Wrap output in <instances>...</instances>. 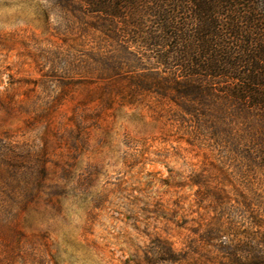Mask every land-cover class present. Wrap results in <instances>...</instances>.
Segmentation results:
<instances>
[{
  "label": "rangeland",
  "instance_id": "obj_1",
  "mask_svg": "<svg viewBox=\"0 0 264 264\" xmlns=\"http://www.w3.org/2000/svg\"><path fill=\"white\" fill-rule=\"evenodd\" d=\"M99 16L0 0V264H229L213 244L264 240V172L138 92L158 65Z\"/></svg>",
  "mask_w": 264,
  "mask_h": 264
},
{
  "label": "trees",
  "instance_id": "obj_2",
  "mask_svg": "<svg viewBox=\"0 0 264 264\" xmlns=\"http://www.w3.org/2000/svg\"><path fill=\"white\" fill-rule=\"evenodd\" d=\"M82 2L101 15L90 28L110 39L122 31L158 65L135 81L138 92L168 102L183 123L264 172V0ZM211 196L223 206V192ZM249 200L239 203L248 213L254 205ZM220 233L217 228L203 241L214 243ZM252 236L241 247L213 244V253L224 254L229 264H264V240Z\"/></svg>",
  "mask_w": 264,
  "mask_h": 264
}]
</instances>
